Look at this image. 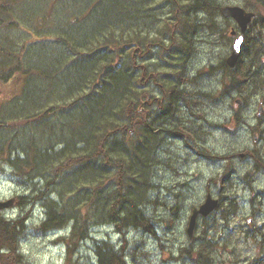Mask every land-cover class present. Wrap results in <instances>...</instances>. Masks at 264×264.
<instances>
[{
  "label": "trees",
  "instance_id": "1",
  "mask_svg": "<svg viewBox=\"0 0 264 264\" xmlns=\"http://www.w3.org/2000/svg\"><path fill=\"white\" fill-rule=\"evenodd\" d=\"M244 2V9L258 17L252 50L244 45L249 54H243L233 70L220 64V89L211 97L214 101L233 91L242 105L263 79L257 60L264 55V0ZM220 7L216 0H0V144L6 148L0 150V165L12 157L22 163L21 170H13L17 177L56 173L49 189L55 198L47 203L41 226L47 231L70 225L68 237L62 239L67 256L88 237L91 221L98 223L95 215L108 219L103 225L119 233L131 229L153 233L144 208L153 202L148 195L155 188L158 148L174 135L195 139L179 126L168 136L163 128L167 122L170 128L179 123L182 106L188 113L199 111L196 99L180 91L179 80L182 84L195 80L185 68L194 37L202 18L220 17ZM166 17L169 24L159 27ZM141 28L163 49L161 55L150 52ZM40 32L48 38L43 40ZM32 41L38 46L31 47ZM39 59L44 61L35 63ZM166 68L179 80L171 82ZM155 78L166 88L145 93L144 85L147 81L156 85ZM52 87L48 93L46 88ZM22 91L29 97L20 103L17 96ZM11 104L17 107L13 113L7 110ZM232 120L234 128L243 123L237 112ZM212 125L231 133L223 124ZM79 139L84 146L72 148ZM53 142L64 145L46 149ZM50 149L53 153H47ZM64 175L75 187L85 186L80 198L64 199L65 185L60 183ZM16 224L0 219V246L18 259L17 239H12L17 236ZM198 240L200 244L182 248L181 258L209 264L215 245L210 246L209 237ZM105 247V252L97 250L101 264H126L122 251Z\"/></svg>",
  "mask_w": 264,
  "mask_h": 264
},
{
  "label": "rangeland",
  "instance_id": "2",
  "mask_svg": "<svg viewBox=\"0 0 264 264\" xmlns=\"http://www.w3.org/2000/svg\"><path fill=\"white\" fill-rule=\"evenodd\" d=\"M216 1L221 6L245 8L244 0ZM201 24L194 37L193 51L185 64L188 76L195 78L188 83L187 90L191 98L196 99L199 111L188 113L182 106L179 114L177 113L179 123L171 128L168 125L165 126L166 129L163 128V135L168 136L170 130H177L179 126L188 135L195 136V139L186 135H174L173 139L167 137L162 140L161 147L158 148L159 164L153 170L152 177L155 188L148 195L153 202L146 204L144 208L154 234H148L143 229L118 233L112 227L92 228L88 239L67 256L66 242L59 240L67 235V225V230L44 232L41 223L45 218V209H41V205H37L30 215L26 209L12 207L0 219L10 222L19 220L20 237L14 249L20 258L9 257L11 252L8 251L7 258H0V264H100L94 253L97 243L122 251L127 264H196L191 259H182L180 251L185 246L197 245L199 237H209L210 246L216 244L210 248L209 264H246L258 258L261 249H264V242L261 244L262 239L255 238L252 231L249 235L242 232L244 229L253 230L254 226L264 225V200L259 199L261 193H264V173L255 178L252 189H248L249 194L243 191L242 184L232 190V179L251 172L254 162L251 158H245L249 152L254 151L264 158V112L257 115L258 106L264 103V55L257 60L263 79L257 81L256 87L253 86L255 92L250 94L246 104L248 108L235 105L229 97L211 101L206 95H215L220 88L222 71L219 67L230 53L232 38L229 31L236 28V25L232 20H224L221 16L202 18ZM255 25L256 23L251 27L252 32ZM206 26L213 28L208 29ZM262 42L264 43V38ZM248 54L245 49L244 56ZM234 95L240 99L237 93L234 92ZM236 112L243 123L234 128L232 117ZM197 114L204 116L205 120ZM214 123L227 126L225 129L231 133L223 128H214ZM18 140L20 137H17L16 141ZM207 154L211 157L218 156L219 159H213V162L206 157ZM234 170L237 173L231 177ZM17 176L11 168L0 166V201L14 198L20 191L22 185ZM207 194L212 198L224 199V203L209 218L199 219L195 234L189 239L186 227L191 210L202 204ZM251 197L256 204L262 205V214L256 215L251 225L247 224L248 217L242 220L239 215L236 219L241 220H232L233 216L228 223L221 220L225 207L230 215L233 211V206H230L226 198L236 199L239 206L244 204L247 208L246 202ZM246 214L247 212L245 216ZM8 240L10 242L9 237L6 241Z\"/></svg>",
  "mask_w": 264,
  "mask_h": 264
},
{
  "label": "bare ground",
  "instance_id": "3",
  "mask_svg": "<svg viewBox=\"0 0 264 264\" xmlns=\"http://www.w3.org/2000/svg\"><path fill=\"white\" fill-rule=\"evenodd\" d=\"M221 8H222V6L220 7V10H221ZM209 17L211 19L215 18V16H211V15H209ZM168 24H169V20L167 19V17L164 18L163 20L159 21V23H158L159 27L164 26V25H168ZM143 29L144 28H141V30H140L141 31V34L140 35H141V37L143 39H146L149 42V44L151 45L150 46V49H149L150 52L157 53V54L161 55V52L163 51V49L160 50V46L157 45L155 43V41H152L153 39H152L150 33L147 30H143ZM40 34H41V38L43 40H46L48 38V35L46 33L40 32ZM250 38H251L250 46H252L253 45V42H254L255 35L252 34V33H250ZM29 44H30V46L32 45L34 47L35 46H38L37 45L38 42H34V41L30 42ZM40 44L43 45V43H40ZM243 54H244L243 53V50H241L240 55H239L238 60L236 61V63L239 62V60H240V58H241V56ZM155 57L157 59H159L158 56L155 55ZM229 57H230V54L222 61V62H224L225 66L227 68H229V66H228V64H227L226 61H227V59ZM43 61H44V59H39V60H35V63L39 64V63H41ZM148 63L149 64H152V61H150L148 59ZM65 68L66 67L64 65H62L61 72H63L65 70ZM169 70L170 69H167L166 72L169 73V78H171L170 81L171 82H175L176 80H179L177 77H174L173 78V76H170V73H172V72L169 71ZM154 76L156 77V75H154ZM155 81L157 82L156 85H154L153 83H151L152 84L151 85L149 83V81H147L146 84L144 85L143 91H145V93H148V94H153L155 91L161 90V88H166L165 82H162L160 79L158 80V78H155ZM47 82H49L50 84H52V81L51 80H47L45 83H47ZM179 82L180 83H179L178 86H179L180 91L183 92V94H185L186 92H188V90H187L188 82H184L183 84H182V82L180 80H179ZM219 89H218V91H219ZM46 90H47L48 93H50L52 90H54V88L53 87L52 88H49V89L46 88ZM25 94L27 95V94H29V92L28 91H22L17 96V101L21 103V101L23 99H25V97H27V98L29 97V96H25L24 97ZM216 94H217V92H216ZM30 96H31V92H30ZM212 96H215V95L214 94L213 95H208L207 97H209V98H207V99H209L211 101H214L213 99H216V98H213L212 99L211 98ZM229 98L235 104L241 105L240 104V102H241L240 100L241 99L236 98V96L234 95V92L233 91L231 92V95L229 96ZM246 104H247V102L243 103L241 106L248 108V106ZM7 110H9V111H11V113H13V112H15L17 110V107L14 104H11L10 106L9 105L7 106ZM1 111L2 110H0V112ZM169 123L170 122H167V125ZM0 141L3 142L2 138L0 139ZM71 142L72 141H69L67 144H69ZM4 143L7 145L6 142H4ZM61 145H64V144L54 143L53 142L52 144L47 143V145L45 147H46V149L52 148V149H55V150H59L58 146H61ZM83 146H84V144H83V142H82L81 139L76 140V141H74V142L71 143V147L72 148L79 149V148H82ZM0 150H6V148L4 149V146H1V144H0ZM47 153H53V151L50 149V150L47 151ZM0 166H2L3 168L4 167H9L12 170H16V171H19V170L22 169V163L19 160H17L16 158H12V157L4 160L2 162V165H0ZM48 173H49V175L47 173H44V176H42V177L48 178L47 181L44 180L42 177H40L38 175H36L34 177H30V178L23 177L22 175H20L19 177H16L17 180L19 181V183H21V185H22V187L19 189L20 191L17 192V194L14 197L15 204H16V207L17 208H20L22 210L23 209H26V212L29 215L30 214H33V212H34L33 210L37 207V205H41V209H43V210L46 208L47 203L49 202V200L52 199L51 198V195L52 194L50 193V190L49 189L53 186L52 183L53 182H56V180L54 178V176H55L56 173L55 172H51V170L48 171ZM60 183H62V184L65 185V186H63L64 187L63 188L64 191L62 193L63 196H64V199H68V200L78 199L86 191L85 188H84L85 186H83V185H79V186H76L75 187L71 182H69L67 180V178L65 177V175L63 176V179L61 180ZM93 217L96 218V220H97L98 223H96V221H91L90 226L88 228V232L92 228L93 229L94 228L99 229V228H102L103 226L105 227L106 225H103L105 223H102V222H107L108 221V219H106L104 217H99L98 215H95ZM16 226H18V224H16ZM15 234H17V236L14 235V237L12 239H14V238L18 239L20 237L19 232H18V228H16ZM96 247L97 248H96V251L94 253H96L97 260L101 264V262H100V260L98 258L97 250H98V248H100L102 250V252H105L106 251L105 250L106 247L103 244H100V243H97V246Z\"/></svg>",
  "mask_w": 264,
  "mask_h": 264
},
{
  "label": "water",
  "instance_id": "4",
  "mask_svg": "<svg viewBox=\"0 0 264 264\" xmlns=\"http://www.w3.org/2000/svg\"><path fill=\"white\" fill-rule=\"evenodd\" d=\"M220 14L224 19H232L233 21H235L240 31L239 36L234 40L231 45L230 57L226 61L229 68H234L241 52V46L244 41L247 25L250 23L254 14L246 12L243 8L237 6H223L220 10ZM232 34H234V32H232ZM237 40L241 41L239 45H236ZM260 110L261 108H259V112ZM12 204L13 199L5 202H0V211L9 208L10 206H12ZM216 204V201L211 200L210 197H208L205 203H203L198 210H194L192 212L187 228V233L189 236H191L192 231L194 229L197 214L199 213L203 216L208 215L216 207Z\"/></svg>",
  "mask_w": 264,
  "mask_h": 264
},
{
  "label": "flooded vegetation",
  "instance_id": "5",
  "mask_svg": "<svg viewBox=\"0 0 264 264\" xmlns=\"http://www.w3.org/2000/svg\"><path fill=\"white\" fill-rule=\"evenodd\" d=\"M256 19V18H255ZM250 33H251V28L249 27V29L247 30V35H246V40H245V42H246V44H248V45H250V41H251V38H250ZM264 104V103H263ZM263 104L261 103V110H260V113H261V115L263 114V112H264V106H263ZM264 115V114H263ZM254 140H256V136L254 135ZM257 151H258V149H257ZM256 158V152H249V155L248 156H246L247 158ZM253 158V161H254V164L255 165H259V166H261L262 164H264V158L263 157H261L260 155H259V161H257L256 162V160ZM233 182H234V184H233V187H235V188H237V185L239 184V180L238 179H235V180H233ZM227 199V201L228 202H230V204H233L234 202L232 201V199L231 198H226ZM262 200H264V193H261V201ZM220 201V205H221V207H222V202L224 201V199H222V198H219L218 199V202ZM252 204H253V206L255 207V206H257V209H258V211H259V213L261 212V207H262V205L260 204V203H258V204H256L255 203V201H253L252 202ZM238 209H239V207L237 206L233 211L234 212H232V214H236L237 213V211H238ZM254 210L256 209V207L255 208H253ZM235 214L233 215L234 217H235ZM255 214H257L255 211H254V214L253 215H255ZM261 214V213H260ZM243 218V217H242ZM252 221V218H249V220H248V222H251ZM263 230H264V226H263V228L261 229V232L259 233V234H257V235H260V238L262 239V242H261V244H263V242H264V232H263ZM251 231H253V230H246V229H244L243 230V232L242 233H245V234H247V235H249V233H252ZM254 234H256V233H253L252 235L253 236H255ZM263 251H264V249H262Z\"/></svg>",
  "mask_w": 264,
  "mask_h": 264
},
{
  "label": "snow or ice",
  "instance_id": "6",
  "mask_svg": "<svg viewBox=\"0 0 264 264\" xmlns=\"http://www.w3.org/2000/svg\"><path fill=\"white\" fill-rule=\"evenodd\" d=\"M240 43H241L240 40H237V41H236V45H239Z\"/></svg>",
  "mask_w": 264,
  "mask_h": 264
}]
</instances>
